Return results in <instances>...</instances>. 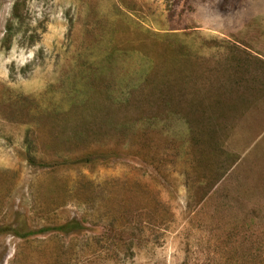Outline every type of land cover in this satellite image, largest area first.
I'll return each instance as SVG.
<instances>
[{
    "label": "rangeland",
    "instance_id": "rangeland-1",
    "mask_svg": "<svg viewBox=\"0 0 264 264\" xmlns=\"http://www.w3.org/2000/svg\"><path fill=\"white\" fill-rule=\"evenodd\" d=\"M94 47L147 54L202 106L137 108L128 152L58 167L77 128L123 145L103 92L73 105ZM0 227V264H264V0H0Z\"/></svg>",
    "mask_w": 264,
    "mask_h": 264
},
{
    "label": "trees",
    "instance_id": "trees-1",
    "mask_svg": "<svg viewBox=\"0 0 264 264\" xmlns=\"http://www.w3.org/2000/svg\"><path fill=\"white\" fill-rule=\"evenodd\" d=\"M128 52L116 50L91 49L87 59L90 60V69L79 80V89H76V96L72 97L73 105L81 106L89 101V96L103 92L106 102L112 107H117L122 114L118 119H108L106 124L111 130L110 133H118L121 136L123 145L115 149L112 146L97 147L93 144H86L89 139L90 130L88 127L77 128L74 137L78 143H83L81 153L74 157L61 156L56 164L58 167L72 164L88 165L97 159H106L111 156L121 155L127 151V144L130 140L137 142L138 135H145L151 127V117L146 118L141 115L137 119V108H143L145 113L153 112L156 109L172 112V110L182 112L184 110H196L202 106L201 101L195 98L179 97L172 95V88L166 81L153 79V72L156 63L147 54H138L137 57ZM119 75V76H118ZM104 82V89L99 88V83ZM76 83V84H77ZM107 84V85H106ZM93 92V93H92ZM89 97V98H88ZM178 101V102H177ZM216 101H213L214 106ZM82 116L77 118V122L82 121ZM184 130L180 129L175 134L185 138L198 141L194 134L191 121L185 122ZM104 134V133H103ZM148 135V134H147ZM133 149V148H132ZM137 154V148H136ZM38 156L28 152L29 164L40 163L41 167L47 168L46 160H38ZM39 161V162H38ZM63 232H74L83 229V224L77 219L68 221L56 227ZM49 228H41L40 231H47ZM0 232L2 228L0 227ZM14 233L19 236H31L35 234L32 230L14 229Z\"/></svg>",
    "mask_w": 264,
    "mask_h": 264
}]
</instances>
